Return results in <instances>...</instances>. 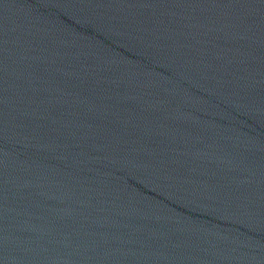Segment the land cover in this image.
I'll use <instances>...</instances> for the list:
<instances>
[{"label":"water","instance_id":"water-1","mask_svg":"<svg viewBox=\"0 0 264 264\" xmlns=\"http://www.w3.org/2000/svg\"><path fill=\"white\" fill-rule=\"evenodd\" d=\"M0 264H264V0H0Z\"/></svg>","mask_w":264,"mask_h":264}]
</instances>
